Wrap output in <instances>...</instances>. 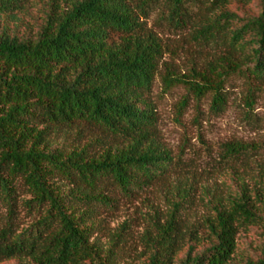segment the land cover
Instances as JSON below:
<instances>
[{"label":"trees","instance_id":"trees-1","mask_svg":"<svg viewBox=\"0 0 264 264\" xmlns=\"http://www.w3.org/2000/svg\"><path fill=\"white\" fill-rule=\"evenodd\" d=\"M251 1L0 0V19L21 16L36 23L20 35L0 27V261L116 264L114 246L104 250L91 240L95 207L112 204L105 190L131 195L172 167L155 139L156 118L146 99L164 51L162 40L145 27L148 14L162 7L160 21L177 29L199 23L193 27L195 40L225 48L208 65L215 79L200 73L199 82L187 81L197 100L212 93L211 109L219 112L226 104L223 84L229 74L219 66L245 64L256 79H264V0L256 14L240 17L231 10L247 8ZM74 126H82L79 134L98 130L122 145L100 153L89 152L100 142L69 153L50 146L53 129ZM246 148L226 144L224 158L237 160ZM55 177L70 189L61 191ZM22 192L31 196L24 207L44 212L17 233ZM180 208L181 202L172 204L164 223L153 222L155 233L145 231L148 264H174L182 241ZM208 208L204 233L189 231L180 264L230 263L239 231L264 225V177L252 188L241 183L224 203ZM248 264H264V244Z\"/></svg>","mask_w":264,"mask_h":264},{"label":"rangeland","instance_id":"rangeland-1","mask_svg":"<svg viewBox=\"0 0 264 264\" xmlns=\"http://www.w3.org/2000/svg\"><path fill=\"white\" fill-rule=\"evenodd\" d=\"M258 5L259 0H252L247 8L234 5L231 10L243 17L256 14ZM161 11H164L162 7L153 9L145 21V27L162 40L164 48L146 99L156 118L155 139L170 155L172 167L161 180L131 195L105 190L112 204L95 207L97 214L90 222L95 228L91 240L104 250L114 246L116 264H148L150 250L144 240L145 231L155 233L153 222L164 223L172 204L181 202L177 219L181 221L178 225L182 241L177 243L173 262L180 264L190 244L189 231L201 228V234L204 233L203 222L210 214L208 205H215L219 200L224 203L239 190L241 183L252 188L264 177V79H256L245 64L241 68L230 63L219 66L220 70L229 72L223 84L226 104L219 112L212 110V93L197 100L187 81L199 82L196 77L200 73L201 78L215 79L217 75L209 72L208 65L216 62L225 48L219 43L195 40L193 27L199 23L177 29L160 21ZM204 15L201 11V20ZM33 24L36 23H28L27 19L22 21L21 16L0 19V27L6 26L19 35ZM81 127L53 129L50 146L64 148L69 153L73 149L81 150L88 143L100 142L102 146H94L89 151L100 153L122 145L118 139L106 137L98 130H84L79 134ZM226 144L244 145L246 153L237 160L225 159ZM58 179L55 177L53 181L60 185L61 191L70 189L71 186ZM30 198L27 193L19 194L17 233L35 224L44 212V209L30 211L22 205ZM78 207L80 211L86 209ZM236 244L229 264L255 261L264 244V225L242 228ZM0 264L20 262L11 259L2 260Z\"/></svg>","mask_w":264,"mask_h":264}]
</instances>
